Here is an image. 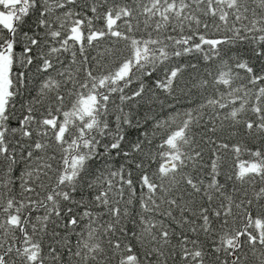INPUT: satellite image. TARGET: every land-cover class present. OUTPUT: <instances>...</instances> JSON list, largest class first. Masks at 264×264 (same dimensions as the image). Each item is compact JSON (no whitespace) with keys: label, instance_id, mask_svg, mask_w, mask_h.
Returning a JSON list of instances; mask_svg holds the SVG:
<instances>
[{"label":"snow or ice","instance_id":"obj_1","mask_svg":"<svg viewBox=\"0 0 264 264\" xmlns=\"http://www.w3.org/2000/svg\"><path fill=\"white\" fill-rule=\"evenodd\" d=\"M0 264H264V0H0Z\"/></svg>","mask_w":264,"mask_h":264}]
</instances>
